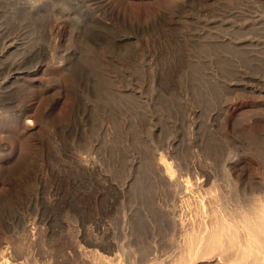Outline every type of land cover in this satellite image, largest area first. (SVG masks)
<instances>
[{
  "label": "rangeland",
  "instance_id": "1",
  "mask_svg": "<svg viewBox=\"0 0 264 264\" xmlns=\"http://www.w3.org/2000/svg\"><path fill=\"white\" fill-rule=\"evenodd\" d=\"M167 169L264 199V0H0L5 259L136 264Z\"/></svg>",
  "mask_w": 264,
  "mask_h": 264
},
{
  "label": "bare ground",
  "instance_id": "2",
  "mask_svg": "<svg viewBox=\"0 0 264 264\" xmlns=\"http://www.w3.org/2000/svg\"><path fill=\"white\" fill-rule=\"evenodd\" d=\"M161 179L166 192L156 205L154 219L162 237L140 249L136 264H195L215 256L221 264H264V199L256 195L261 188H251V198L256 200L250 198L251 203L239 197L246 192L231 190L236 197L228 198L233 203L227 208L217 193L202 195L209 193L202 186L197 187L199 197H191L178 175L168 169ZM3 254L0 250V264H23L6 260ZM115 258L114 263L100 258L96 264L125 263L119 253Z\"/></svg>",
  "mask_w": 264,
  "mask_h": 264
}]
</instances>
